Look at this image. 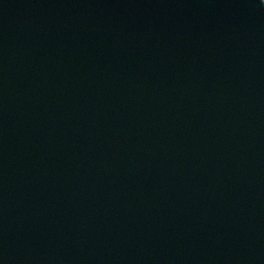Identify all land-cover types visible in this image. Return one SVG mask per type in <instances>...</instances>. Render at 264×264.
I'll return each mask as SVG.
<instances>
[{"label": "water", "instance_id": "1", "mask_svg": "<svg viewBox=\"0 0 264 264\" xmlns=\"http://www.w3.org/2000/svg\"><path fill=\"white\" fill-rule=\"evenodd\" d=\"M229 2L0 0L5 264H264V39L153 6Z\"/></svg>", "mask_w": 264, "mask_h": 264}, {"label": "clouds", "instance_id": "2", "mask_svg": "<svg viewBox=\"0 0 264 264\" xmlns=\"http://www.w3.org/2000/svg\"><path fill=\"white\" fill-rule=\"evenodd\" d=\"M154 7H204V8H221L242 10L233 14L231 26L228 30L227 37L229 41L233 38L239 40L242 36L247 35L249 40L264 39V0H235V2L221 4H201V5H153ZM246 30V31H245ZM0 264H5L0 259Z\"/></svg>", "mask_w": 264, "mask_h": 264}]
</instances>
